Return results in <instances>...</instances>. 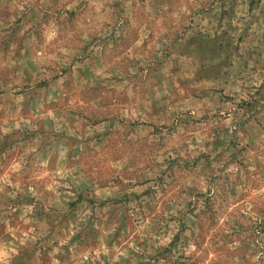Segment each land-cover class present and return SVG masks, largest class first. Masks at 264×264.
<instances>
[{
	"label": "clouds",
	"instance_id": "1",
	"mask_svg": "<svg viewBox=\"0 0 264 264\" xmlns=\"http://www.w3.org/2000/svg\"><path fill=\"white\" fill-rule=\"evenodd\" d=\"M0 264H264V0H0Z\"/></svg>",
	"mask_w": 264,
	"mask_h": 264
}]
</instances>
